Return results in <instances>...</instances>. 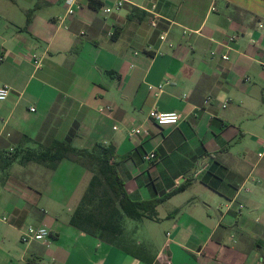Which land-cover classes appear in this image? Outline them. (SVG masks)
<instances>
[{
    "label": "crops",
    "instance_id": "1",
    "mask_svg": "<svg viewBox=\"0 0 264 264\" xmlns=\"http://www.w3.org/2000/svg\"><path fill=\"white\" fill-rule=\"evenodd\" d=\"M79 5L61 26L65 0H0V86L10 88L0 140L31 146L55 110L57 140L115 150L133 201L186 189L156 219L131 220L136 236L156 244L141 255L122 244L126 228L110 245L71 226L88 169L63 160L54 171L0 170V214L9 219L0 221V264H264V0ZM167 82L161 93L149 89ZM152 110L183 121L158 126ZM29 226L48 229V245L24 244Z\"/></svg>",
    "mask_w": 264,
    "mask_h": 264
},
{
    "label": "trees",
    "instance_id": "2",
    "mask_svg": "<svg viewBox=\"0 0 264 264\" xmlns=\"http://www.w3.org/2000/svg\"><path fill=\"white\" fill-rule=\"evenodd\" d=\"M91 6L94 7V4ZM55 112L53 110L49 114L41 136L31 146L10 150V144L0 140V170H8L15 164H37L54 171L63 160L88 169L92 173L91 182L70 220L71 226L76 229L113 245L124 234L126 219H156L157 207L186 189L182 187L155 202L133 201L127 195L124 181L118 173L119 160L115 150L101 144L91 150L77 149L57 140Z\"/></svg>",
    "mask_w": 264,
    "mask_h": 264
},
{
    "label": "built area",
    "instance_id": "3",
    "mask_svg": "<svg viewBox=\"0 0 264 264\" xmlns=\"http://www.w3.org/2000/svg\"><path fill=\"white\" fill-rule=\"evenodd\" d=\"M65 5H66V14L65 16L58 18L57 20V24L63 26V24L66 22L67 18L70 16H73L75 14L76 8H79V0H65ZM119 7L123 6V3H119L118 4ZM112 11V9H106L105 13H110ZM150 14H152L154 16L152 25L156 26V19L159 17L156 13H155V6L152 7V9L149 11ZM167 37V34H164L161 36V40L165 41ZM233 39H229V42H232ZM216 53L214 52V55ZM225 61H228L230 58L229 56L225 55L222 57ZM33 62L34 64H36V66H39L41 64V61L36 57L33 56ZM171 82H167L166 84H162L158 87H153L150 86L149 89L151 91H155L157 90L158 92H163L164 88L166 85H169ZM10 95V88L8 86H0V102H5L7 101V99L9 98ZM32 111H35V109H32ZM148 118L149 120H151L152 122H154L156 125L158 126H175V125H179L182 121L183 118L182 116L177 113V112H171V113H164V112H159L157 110H152L149 112L148 114ZM141 127H135L131 130V135H137L141 132ZM144 134H147L146 131H144ZM262 149L264 151V144H262ZM13 150V149H11ZM259 153V157H262L264 152ZM156 154L155 153H151L148 154L145 159L149 162H152L154 160H156ZM0 221L7 223L9 222V219L7 216H4L2 214H0ZM50 238H51V233L48 229L43 228V227H35V226H29L27 228H25L22 232V236H21V240L24 244H31L33 242H40L43 244L48 245V243L50 242Z\"/></svg>",
    "mask_w": 264,
    "mask_h": 264
},
{
    "label": "rangeland",
    "instance_id": "4",
    "mask_svg": "<svg viewBox=\"0 0 264 264\" xmlns=\"http://www.w3.org/2000/svg\"><path fill=\"white\" fill-rule=\"evenodd\" d=\"M37 165V164H36ZM40 166V165H39ZM40 168L42 169H44V170H46V168L45 167H43V166H40ZM131 224H133L132 223V221L130 220V219H126V225L124 226L125 228H126V230H128V239H124V241L126 242V243H122L123 245H125L127 248H129V249H132V250H134L135 252H137V253H139V254H141V255H143V253H144V249H151V248H154V246L156 245L154 242L153 243H149L147 240H143L142 239V237H141V235H138V236H136L135 235V231L133 230V227H130V226H132ZM143 233V229H141V233L140 234H142ZM151 233L149 232L148 233V235H150ZM126 237H127V235H126ZM125 237V238H126ZM132 239H134V241H135V243L136 242H142L143 243V247H133V241H132Z\"/></svg>",
    "mask_w": 264,
    "mask_h": 264
}]
</instances>
